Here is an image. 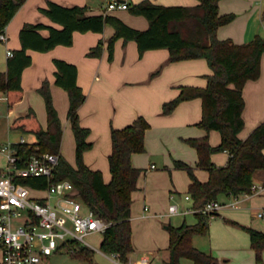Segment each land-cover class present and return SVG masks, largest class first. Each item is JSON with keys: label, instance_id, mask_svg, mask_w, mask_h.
<instances>
[{"label": "trees", "instance_id": "1", "mask_svg": "<svg viewBox=\"0 0 264 264\" xmlns=\"http://www.w3.org/2000/svg\"><path fill=\"white\" fill-rule=\"evenodd\" d=\"M26 1L0 0V34L5 32L7 25ZM198 1L199 4L194 7L164 6L150 0L129 4L131 14L143 16L149 21V28L144 31L128 26L116 16L88 15L85 6L67 7L49 1L46 7L40 8V12L61 28L42 23H26L19 35L21 48L8 58L7 71L0 72V92L6 94L8 109L12 110L23 98L22 75L33 62L30 50L45 53L59 45L72 46L75 32L102 33L106 25L115 28L108 42L109 60H113L115 43L119 39L136 41L140 56L148 50L166 48L170 51V62L207 60L213 71L208 77L207 87L183 88L179 97L163 105V114L170 115L181 102L201 98L203 118L199 126L208 132L218 131L222 136L218 146H212L207 137L186 141L198 152V166L209 172L207 182L200 181L189 164L179 160L174 162L175 168L187 171L191 178L188 193L193 201L192 207L197 210L195 215L198 222L195 225L183 223L179 227L168 224L170 257L166 264H184L185 259L193 264H221L216 257L199 250L193 244L196 234L208 233L211 218L220 216L218 212L204 214L199 210L211 201H218L222 195L250 194L256 172L264 170V123L246 140L239 137L245 127L243 88L249 80H256L261 74L264 38L257 36L246 44L220 40L217 36L219 28L235 20L236 15H220L221 0ZM43 30H48L49 35L43 36ZM104 45L100 41L90 49L87 56L101 57ZM54 63L55 84L69 94L68 118L76 139L77 167H73L61 153L63 129L48 81L39 90L46 103L48 127H42L33 110L18 118L11 129L31 134L37 142L20 143L15 148L24 160L44 153L59 157L52 182L70 180L73 183L76 195L98 217L110 224L103 233L101 252L115 255L121 263L128 264L129 256L134 252L132 193L137 190L142 173V170L133 166L132 157L146 151L145 135L150 124L145 118L138 117L123 129H112V153L109 157L112 179L106 183L102 173L90 169L84 160L85 153L92 149L93 144L89 141L91 130L81 125L79 115V108L85 102L86 95L78 85V68L61 59L54 60ZM217 152L229 153V162L225 167H218L212 162L211 155ZM20 182L37 190H46L50 185L46 178H26ZM227 221L249 235L256 261L262 264L264 232L235 221ZM72 254L90 260L92 250L81 247Z\"/></svg>", "mask_w": 264, "mask_h": 264}, {"label": "crops", "instance_id": "2", "mask_svg": "<svg viewBox=\"0 0 264 264\" xmlns=\"http://www.w3.org/2000/svg\"><path fill=\"white\" fill-rule=\"evenodd\" d=\"M49 1L67 7L85 6L88 8V15L116 16L134 29L144 31L149 28V21L145 17L133 15L129 9L110 10L108 6L113 0H27L5 29L7 41H0V72L7 71L8 52L13 53L21 48L19 35L26 23H42L61 28L59 24L40 12V8L46 7ZM126 1L128 4H137L145 0ZM150 1L164 6L194 7L199 4L198 0ZM219 11L220 15H236L235 20L219 28L217 36L220 40L246 44L257 36L264 38V0H221ZM41 33L43 36L49 35L48 30H43ZM114 33L115 28L106 25L102 33L75 32L72 46L59 45L45 53L30 50L29 54L33 62L22 75L24 91L22 100L9 110L7 96L0 92V102L3 104L5 120L10 132L19 137L16 143L20 142L21 138L27 143H36L33 135L12 130L11 125L33 110L42 127L47 129L46 103L39 90L42 84L48 81L63 129L61 153L73 167H77L76 139L68 118L69 94L55 84L54 60L61 59L76 65L78 85L86 95L85 102L79 108L81 125L91 130L89 141L93 144L92 149L85 153L84 160L90 169L102 173L106 183H110L112 179L109 164L112 153V129H123L138 117L145 118L150 124L145 135L146 151L132 157L133 166L142 170V173L137 183V190L132 193L131 226L134 252L129 256V264H135L144 257L150 264H166L170 257L168 250L170 235H162L159 232L158 218L168 219L174 215L187 216L194 213L188 211L193 204L191 205L190 200L185 198L191 178L187 171L175 168L174 162L179 160L189 164L194 168L196 177L202 182H207L210 177L209 172L198 166V152L186 141L207 137L212 146H218L222 136L218 131L208 132L199 126L203 118L201 98L181 102L170 115L163 114V105L179 97L183 88H206L208 77L213 71L205 59L170 62V51L166 48L148 50L140 56L138 45L134 40H117L113 60H109L108 42ZM100 41L105 44L101 57H88L87 53ZM243 97L245 127L239 137L246 140L258 126L264 123V54L261 60V74L258 79L249 80L245 84ZM229 158L228 152L211 155L212 162L218 167H225ZM254 183L264 186V170L256 172ZM263 193L264 191L249 196L222 195L218 201L224 207L220 211L244 210L252 197L264 196ZM177 199L186 201V205L171 203ZM226 199L231 201L226 203L224 201ZM235 201H238L239 207L229 206ZM171 206L177 207V213H169ZM259 213H263V217L257 215V218L264 220V210ZM238 219L235 222L248 226L245 219ZM165 223H168L167 220L162 223V227L167 230L165 225L168 224ZM249 227L264 232V226L253 222ZM142 235L148 239L147 242H143ZM247 236L249 244L234 249L233 256L216 257L221 264H258L250 237L248 234ZM107 256H112L123 264L117 256ZM183 262L187 264V259ZM262 264H264V252Z\"/></svg>", "mask_w": 264, "mask_h": 264}, {"label": "built area", "instance_id": "3", "mask_svg": "<svg viewBox=\"0 0 264 264\" xmlns=\"http://www.w3.org/2000/svg\"><path fill=\"white\" fill-rule=\"evenodd\" d=\"M108 8L128 10L129 4L113 0ZM0 41H7L5 32L0 34ZM12 55L8 52L9 57ZM20 143L27 142L21 138L18 143L0 145V264H50V258L63 248L70 253L81 247L91 249L87 238L103 235L110 224L76 195L70 180L52 182L59 164L57 155L44 153L24 160L15 148ZM26 178H46L50 185L46 190L33 189L20 182ZM263 191V185L254 183L251 193L245 195ZM185 198L191 200L190 195ZM229 206L239 207L238 201ZM223 207L214 200L199 211L213 214ZM188 211L197 210L192 207ZM169 213H177V207L171 206ZM257 215L263 217V213ZM135 264L150 263L144 257Z\"/></svg>", "mask_w": 264, "mask_h": 264}, {"label": "rangeland", "instance_id": "4", "mask_svg": "<svg viewBox=\"0 0 264 264\" xmlns=\"http://www.w3.org/2000/svg\"><path fill=\"white\" fill-rule=\"evenodd\" d=\"M0 112V145L8 142L16 143L19 137L17 134L10 132L5 120V113L3 111V104L1 102ZM186 195H189V193H187ZM224 201L228 203L231 201V199H226ZM185 202L177 199L175 201H172L171 203H179L180 205L185 206ZM190 203L192 205L193 201L190 200ZM261 210H264V196L252 197L249 200L248 204H246L244 210L237 211L226 209L220 211V216H215L213 219H211L208 233L205 235L196 234L193 237V244L199 250L211 254L214 257L229 258L230 256H233L232 252L234 249L240 247L241 245L249 244V238L245 232H243L227 220L238 221V218H243L246 220V222H248V226H250L251 222L257 225L264 226V220H260L257 218V214ZM165 220H167L168 222L165 224H170L173 227H179L183 223L195 225L198 222L197 216L194 213L187 216L174 215L168 219L167 217H160L158 218V221L160 223L158 225V228L159 232L162 233V235L169 234V231L164 230L162 227V223L165 222ZM101 240V234L90 236L87 238L88 243L92 245V257L90 260L85 259L81 256L74 257V255L70 253L66 248H63L60 252L55 253L50 258V264H120L112 256H107L101 252ZM142 240L143 242L148 241V239L146 237H143V235ZM187 264H193V262L187 260Z\"/></svg>", "mask_w": 264, "mask_h": 264}, {"label": "water", "instance_id": "5", "mask_svg": "<svg viewBox=\"0 0 264 264\" xmlns=\"http://www.w3.org/2000/svg\"><path fill=\"white\" fill-rule=\"evenodd\" d=\"M165 228L168 229V225H165Z\"/></svg>", "mask_w": 264, "mask_h": 264}]
</instances>
